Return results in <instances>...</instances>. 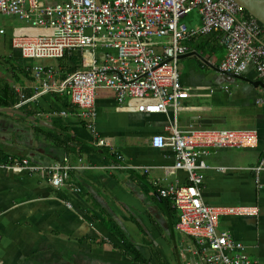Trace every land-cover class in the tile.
Instances as JSON below:
<instances>
[{"label":"crops","instance_id":"0c3cea01","mask_svg":"<svg viewBox=\"0 0 264 264\" xmlns=\"http://www.w3.org/2000/svg\"><path fill=\"white\" fill-rule=\"evenodd\" d=\"M16 22L14 17L0 14V31ZM186 45L191 51L180 61L183 86L216 92L183 99L177 113L170 108L153 115L130 110L136 107L132 101L120 105L112 90L101 88L97 140L112 143L104 148L95 145L97 140L80 111L65 108L69 102L66 94L45 91L43 82L34 76L32 62L13 46L8 31L0 34V50L10 54L0 59V90L11 86L16 94L30 96L26 99L18 94L22 101L8 108L18 114L0 112V125L15 129L17 136L12 149L0 143L1 264H183L182 249L192 238L179 234L178 214L155 186L164 178L188 183L187 172L163 169L175 163L170 144L174 125L181 131L259 132V149H205L206 179L200 193L203 202L214 207H259L254 226L232 233L246 246L239 255L264 264V188L258 187L252 171L264 154V105L258 103L264 98V81L254 68L234 77L203 67L204 60L224 59L220 36L194 39ZM60 80L56 73L51 82ZM53 111H67L68 115L55 117ZM67 137L69 149L62 145ZM154 137H164L167 146L153 147ZM80 151L90 168L74 171L59 192L45 179L5 168L10 155L43 165L68 158L76 166ZM115 163L122 168L109 177L93 169ZM261 183L264 185V172ZM65 202H71L73 208Z\"/></svg>","mask_w":264,"mask_h":264},{"label":"built area","instance_id":"2783aa9c","mask_svg":"<svg viewBox=\"0 0 264 264\" xmlns=\"http://www.w3.org/2000/svg\"><path fill=\"white\" fill-rule=\"evenodd\" d=\"M0 14L17 21L0 34L8 31L13 46L31 60L37 79L47 74L45 91L66 94L80 109L95 140L101 88L112 90L120 105L132 101L136 107L130 110L153 115L170 108L177 113L183 99L216 92L213 88L192 91L182 84L181 56L191 51L185 42L194 37L214 32L222 37L224 59L205 60L203 67L234 77L254 68L264 81V26L247 16L235 0H68L55 6H49L47 0H0ZM69 67L76 70L63 81L51 82L58 70ZM15 89L19 91L17 86ZM258 103L264 105V98ZM67 115V111L52 112L55 117ZM260 143L256 130L181 131L173 126L170 144L175 163L163 169L187 172L188 183L164 178L155 186L161 198L172 201L179 215V234L192 238L182 249L183 264H257L246 254L239 255L246 246L236 240L232 230L254 226L259 207L210 206L203 202L200 187L206 179L205 149H255ZM95 145L112 147L108 139H98ZM166 146L164 137L153 138V147ZM5 168L45 179L59 192L74 171L90 166L82 156L74 166L68 158L43 165L10 155ZM121 168L118 163L93 166L107 177ZM252 171L258 187L264 188V154ZM65 203L73 208L71 202Z\"/></svg>","mask_w":264,"mask_h":264},{"label":"trees","instance_id":"16d2710c","mask_svg":"<svg viewBox=\"0 0 264 264\" xmlns=\"http://www.w3.org/2000/svg\"><path fill=\"white\" fill-rule=\"evenodd\" d=\"M245 14L247 15V16H251L246 10H245ZM252 17V16H251ZM214 37V36H218L219 37V35L217 34V33H211V34H207V35H201V36H198V37H194V38H192V39H190V40H188V41H186L185 43H187V42H190V41H192V40H194V39H198V38H202V37ZM222 40V37L220 36V41ZM221 43H222V41H221ZM223 45V44H222ZM224 47V46H223ZM76 70V68L75 67H69V68H67V69H63V70H58L56 73H58V77L59 78H61V80L60 81H63L64 80V78L65 77H67L68 75H70V74H72L74 71ZM34 76H35V74H34ZM28 78H31V77H28ZM47 79V74L45 73V74H43V76L41 77V81L43 82L44 80H46ZM35 81V77H32V81ZM19 95H22V94H20V93H18ZM18 94H16V92H14L13 91V89L11 88V86H6V87H4V88H2L1 90H0V107H4V108H11L12 107V105L13 104H18V103H20L22 100H21V97L18 95ZM24 95H25V97H26V99H29V95L28 94H26V93H23ZM67 96V95H66ZM65 100H67V101H69V102H67L66 104H65V108L69 111H71V105H73L72 103H71V101H70V98L67 96L66 97V99ZM65 109V110H66ZM65 148H68L69 149V147H70V143H69V138L67 137V141L66 142H64L63 144H62ZM82 152L83 151H80V157H81V155H82ZM262 159V158H261ZM261 159H260V161H259V163L258 164H260V162H261ZM163 200H165L166 202H167V204H171L172 205V201L170 200V199H164V198H162ZM173 206V205H172ZM175 210V209H174ZM176 213H177V211H176ZM178 214V213H177ZM178 219H179V215H178ZM114 229L116 230L117 229V227L116 226H114ZM116 231H118V229L116 230ZM140 255H136V259H138V260H140L138 257H139ZM143 264H147V261H144V263Z\"/></svg>","mask_w":264,"mask_h":264},{"label":"water","instance_id":"95a60500","mask_svg":"<svg viewBox=\"0 0 264 264\" xmlns=\"http://www.w3.org/2000/svg\"><path fill=\"white\" fill-rule=\"evenodd\" d=\"M235 2L264 26V0H235ZM0 112L18 114L16 110L8 108H0ZM13 133H15L14 136ZM16 138L17 136L15 129H12L8 126L3 127L0 125V143L5 148H14L17 143Z\"/></svg>","mask_w":264,"mask_h":264},{"label":"rangeland","instance_id":"374dc122","mask_svg":"<svg viewBox=\"0 0 264 264\" xmlns=\"http://www.w3.org/2000/svg\"><path fill=\"white\" fill-rule=\"evenodd\" d=\"M66 1H68V0H47V4L49 6H55L57 4H62L64 2H66ZM9 56H10V54L4 52L3 50H0V59H3V58L7 59V58H9ZM185 56H187V55L181 56V59H183ZM25 59H26V61L30 62V64H31V60L30 59H27V58H25ZM71 108L80 111V109L77 106L71 105ZM223 113L226 114L227 112L224 111ZM239 126H241V125H239ZM233 128H237V127H233ZM242 130H244V129H242ZM257 149H259V148H257ZM239 151H249V150L248 149L247 150L240 149Z\"/></svg>","mask_w":264,"mask_h":264},{"label":"flooded vegetation","instance_id":"af4514ba","mask_svg":"<svg viewBox=\"0 0 264 264\" xmlns=\"http://www.w3.org/2000/svg\"><path fill=\"white\" fill-rule=\"evenodd\" d=\"M144 173V172H143ZM144 174H146V173H144Z\"/></svg>","mask_w":264,"mask_h":264}]
</instances>
